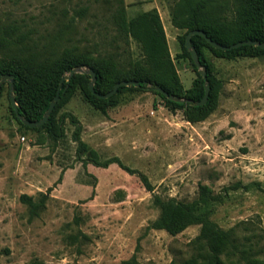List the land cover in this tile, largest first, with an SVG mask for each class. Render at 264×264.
<instances>
[{"label":"rangeland","instance_id":"rangeland-1","mask_svg":"<svg viewBox=\"0 0 264 264\" xmlns=\"http://www.w3.org/2000/svg\"><path fill=\"white\" fill-rule=\"evenodd\" d=\"M209 1L226 14L236 6L235 0ZM183 6L184 0H0V58L29 52L56 57L75 44L93 56L118 51L126 63L142 52L135 39L125 43L117 36L113 15L122 8L130 19L156 9L187 90L201 75L182 47L186 29L172 22ZM203 53L216 102L201 120H188L185 109L166 103L151 85L125 86L105 114L76 87L57 118L68 112L79 121L87 146L78 154L69 117L56 142L42 130L24 129L10 110L7 79L0 80V264H122L131 257L169 264L185 258L200 224L175 235L151 228L161 214L153 197L191 201L200 184L218 196L207 207L209 218L224 229L236 226L264 261V54L230 59L207 48ZM95 156L117 157L129 170L116 161L96 165ZM22 193L42 202L34 214Z\"/></svg>","mask_w":264,"mask_h":264},{"label":"trees","instance_id":"trees-1","mask_svg":"<svg viewBox=\"0 0 264 264\" xmlns=\"http://www.w3.org/2000/svg\"><path fill=\"white\" fill-rule=\"evenodd\" d=\"M235 1L236 6L230 14L221 12L219 7L210 3L209 0H184V6L173 12L174 26L186 29L181 37V43L193 67L196 65L184 46L185 35L191 29L203 30L212 40L223 45L246 39L264 41V0ZM113 19L117 27V36L120 39L128 43L127 39L131 37L138 42L142 52L140 58L129 59L124 63L118 51L97 53L93 56L75 44L64 47L56 57L41 54V52H29L23 56L0 58V80L3 76L7 79L9 75H13V93L19 114L32 121L42 118L56 94L61 78L64 77L59 99L47 121L40 127L31 128L23 124L10 105L12 115L24 129L42 130L53 142H56L64 137L63 124L65 118L69 117L70 122L76 126L73 132V140L77 142L76 154L85 150L87 145L79 138V121L68 112L62 113L57 118L59 108L68 100L74 89L80 87L87 99L105 114L108 106L115 103V95L126 87H119L116 93L108 98H98L88 87L90 79L88 74L75 73L69 80L64 76L77 66H86L96 72L94 88L100 93L109 91L117 81L137 80L140 82L139 88L147 85H151L152 88L160 86L172 95L183 96L193 101L202 98L204 88L201 76L194 81L191 88L182 89L156 9L144 11L135 17L126 19L123 9L120 8L113 15ZM191 43L197 50L200 63L207 68L210 91L206 103L195 105L170 100L155 91L169 105L185 109L188 120L196 121L205 118L216 102L210 64L204 56L203 49H210L216 56L233 59L237 56H259L264 54V48L242 45L230 50H220L210 45L200 35H192ZM117 47L116 45L115 48ZM7 84L9 90L8 79ZM1 88L2 85H0V92ZM91 153L95 154L93 150ZM90 160L103 167L116 161L129 170L117 157L99 161L95 156ZM141 179L146 189L151 191L153 186L147 178L141 175ZM20 200L28 205L33 214L36 208L42 205L41 201H35L31 195L25 193L20 195ZM216 200L218 196L214 195L205 184L199 185L198 195L191 201H180L172 197L162 199L154 195L153 201L161 208V214L152 222L151 228L163 229L175 235L191 224H200L199 233L191 241L190 255L178 260L173 259L169 264H264V261L256 256L258 251L254 249L251 239L247 236L241 237L236 231V226L224 229L209 218L207 207ZM122 264L150 263H140L135 257H131L122 261Z\"/></svg>","mask_w":264,"mask_h":264},{"label":"water","instance_id":"water-1","mask_svg":"<svg viewBox=\"0 0 264 264\" xmlns=\"http://www.w3.org/2000/svg\"><path fill=\"white\" fill-rule=\"evenodd\" d=\"M263 21H264V14H263ZM192 35H200L202 36L210 45H212L213 47L220 49V50H230L233 48H237L240 47L242 45H254V46H258L261 48H264V41H259V40H252V39H246V40H240L237 42H234L230 45H223L219 42H216L214 40H212L209 36L206 35V33L203 30L200 29H191L187 32V34L185 35V41H184V46L186 47V49L188 50L194 64L196 65V67L199 69V74L201 75L202 79H203V88H204V93L203 96L200 100H196V101H191L188 99H181V98H177L172 94H169L167 91H165L163 88H161L160 86H156L154 87V89L156 91H158L159 93H161L162 95H164L165 97H167L170 100H175V101H187V102H191L194 103L195 105H203L206 103L208 96H209V91H210V85L207 79V72L205 67L200 63L199 60V55L197 53V50L195 49V47L192 45L191 43V36ZM75 73H85L88 74L90 76L89 82H88V87L90 89V91L98 98H108L112 95H114L116 93V91L118 90L119 87L121 86H129V85H133V86H140V82L137 80H120L117 81L113 84L112 88L105 92V93H100L97 92L94 88L95 82H96V72L89 67L86 66H77L74 67L67 76V80H69L71 78L72 75H74ZM5 76L2 77L1 81L5 80ZM8 81H9V99H10V105L12 107V109L14 110L16 116L22 121L23 124H25L28 127L34 128V127H40L43 123H45L49 117V115L51 114L56 102L59 99V92L61 89V83L64 80V77L61 78L59 86L57 88L56 94L53 97L52 101L50 102L49 106L47 107L44 115L42 116L41 119L37 120V121H32L29 120L27 118H23L21 117V115L19 114L18 111V105L17 102L15 100V95L13 93V75H9L8 76ZM0 81V82H1Z\"/></svg>","mask_w":264,"mask_h":264}]
</instances>
